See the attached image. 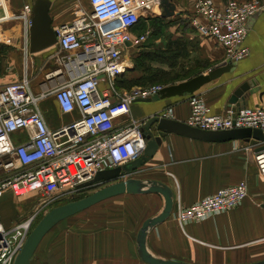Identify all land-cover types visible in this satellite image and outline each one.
Returning a JSON list of instances; mask_svg holds the SVG:
<instances>
[{
    "label": "crops",
    "instance_id": "1",
    "mask_svg": "<svg viewBox=\"0 0 264 264\" xmlns=\"http://www.w3.org/2000/svg\"><path fill=\"white\" fill-rule=\"evenodd\" d=\"M32 1L4 0V11L0 16L6 15L7 20L0 25V35L6 39V42L2 40L0 43L9 50L0 54V62L5 69L4 74L0 76V87L13 83H8L11 70L17 68L16 66L13 68L15 46L12 41L20 37L29 38L28 30L31 26L21 16L22 12H25V6L31 5ZM173 1L177 6L175 11L177 16L185 12L190 13L195 3V0ZM217 1L222 6L226 3V0ZM50 3L49 17L52 19L51 26L54 30L59 26L70 24L75 20V15L84 10L79 7L77 0H51ZM160 10L161 8L153 10L154 15L151 13L149 16L150 23L153 18L161 17ZM31 13H28L27 20L32 24ZM16 22L20 24L11 25ZM140 23L131 30L134 38L143 35L150 28V26L148 28L141 26ZM246 26L249 33L244 39L243 46L248 51V57L234 62L229 73L196 93L204 98L213 114L224 113L228 104V97L225 96L228 91H235L249 82H257L258 93L264 96V10L247 19ZM16 28H20L19 33ZM167 31L168 34L172 33L170 28ZM152 34L141 45L128 46L123 51L122 58L128 64L123 73V80L136 81L142 76V72L133 68L138 51L165 48L166 38L153 39ZM172 34L173 38L180 35L179 32ZM191 35L190 32H186L184 37L187 41L197 43V46L189 51L191 60H186V63L192 62L198 55V60L208 64L205 70L208 73L213 66L225 62L223 51L219 46L212 45L208 38L196 36V32L194 35L196 40ZM20 42L22 51L25 52L23 57L26 64L30 51L25 49L22 41ZM65 53L60 52L56 45L37 53L41 56L32 59V62H35L33 69L29 74L22 71L21 78L27 75L37 94L41 91V84L47 82L48 74L66 83L70 79L69 75L62 62L58 61L65 56ZM151 66L162 72H170L169 67L163 64L153 63ZM116 87L123 92L140 86L134 84L132 88L126 89L116 84ZM99 88L101 92L105 89L102 84ZM39 104L47 127L53 133L81 118L77 111L67 115L62 114L53 96L45 98ZM255 105L264 109V97L262 101L256 95L248 109L254 108ZM189 106V98L165 99L151 105L135 103L130 108L127 120L146 121L155 113L171 108L173 119L186 122L190 115ZM124 120L126 118L121 121ZM13 138L15 144L28 139L27 133L24 132L15 134ZM162 142L154 158L145 163L140 168V172L134 175L138 180H155L173 190V213L169 220L166 219L147 234L148 251L155 257L191 264H254L264 260V208L262 207L264 175H259L258 168L253 162L254 152L262 146V143L251 140V142L208 144L171 134L163 135ZM249 146L254 147L252 152L246 149ZM243 181L248 184L249 196L239 208L232 209L226 214L212 216L198 224H184V227L175 221L178 206L183 209L196 205L218 190L238 186ZM36 197L37 194L16 197L11 191L2 194L0 223L11 227L28 219L32 213L30 206ZM117 197L107 199L99 203L100 206L95 205L58 223L40 242L31 264H145L137 255L136 235L145 220L160 214L165 205L164 198L153 194L140 196L124 194ZM24 199H30L28 204L23 202ZM94 207L97 208L90 211ZM28 208L30 212L27 213Z\"/></svg>",
    "mask_w": 264,
    "mask_h": 264
},
{
    "label": "built area",
    "instance_id": "2",
    "mask_svg": "<svg viewBox=\"0 0 264 264\" xmlns=\"http://www.w3.org/2000/svg\"><path fill=\"white\" fill-rule=\"evenodd\" d=\"M87 1L90 11L78 12L70 24L55 29L56 46L60 52H66L58 61L64 65L69 81L65 83L48 74L38 94L27 75L0 87V196L8 191L16 197L37 194L33 201L35 209L28 219L10 228L0 223V264H14L42 211L57 201L70 202L87 189L84 184L93 180L97 172L111 171L139 159L146 148L140 129L143 122L127 120L130 108L138 99H151L165 87L155 84L122 92L116 87V80L128 67L122 58L126 43L139 46L152 34L148 29L134 38L131 30L143 15H154L153 10L161 8L159 2ZM3 5L4 0H0V14ZM24 9L21 17L31 26L27 15L32 6L26 5ZM260 10H264V2L259 0H228L224 6H217L215 0H195L188 16L189 26L198 36L216 41L223 47L227 61L234 63L248 57L243 46L249 33L246 22ZM4 20L6 15L0 16V25ZM28 41L26 37L25 47ZM100 84L105 88L102 92ZM49 96L54 97L62 114L77 111L81 118L57 132L50 131L39 106ZM189 99L186 124L221 132L260 129L264 137V109L235 110L226 106L224 113L218 115L210 111L200 95ZM158 116L173 119L172 109L161 111ZM23 132L28 139L15 144L14 135ZM246 149L252 152L254 147ZM253 162L259 175H264V149L254 152ZM248 196V184L243 181L218 190L196 205L183 209L178 206L175 221L183 227L187 223L198 224L239 208Z\"/></svg>",
    "mask_w": 264,
    "mask_h": 264
},
{
    "label": "water",
    "instance_id": "3",
    "mask_svg": "<svg viewBox=\"0 0 264 264\" xmlns=\"http://www.w3.org/2000/svg\"><path fill=\"white\" fill-rule=\"evenodd\" d=\"M161 7V18L171 19L176 16V5L173 0H157ZM48 0H33L31 20L32 25L29 27L28 34V48L30 54L40 53L48 48L51 49L57 43V33L52 28V19L49 17L51 8ZM127 46H131L126 43ZM231 62L225 61L220 65L210 68L208 73H202L198 76L189 78L179 84L163 88L161 92L153 96L151 99H138L137 103L141 104H156L165 99H183L193 97L198 91H201L209 83L220 79L221 76L229 73L232 67ZM258 83L249 82L240 86L235 91H228L225 95L228 97L227 106H233L235 110H240L249 107L250 103L256 95L263 101V94L258 93ZM254 108H259L255 105ZM141 129L142 137L145 140L146 148L143 150L139 159L131 161L120 167L114 169L97 172L93 180L84 184L83 187L100 186L98 191L85 196L83 199L71 200L65 204L50 209L43 215L40 220L30 231L29 238L26 239L24 247L15 258L14 264H31L34 253L40 246V242L50 232L53 227L66 219H70L74 215L84 212L107 199H112L120 195H159L164 198L165 205L162 211L155 218H149L142 224L141 230L136 235L137 255L145 264H191L183 263L181 261H174L155 257L148 251L146 237L147 234L157 225L164 222L172 215V207L174 205L173 190L167 185L152 180H138L134 175L139 173L140 168L154 158L157 150L162 146L163 135H176L191 139L193 141H203L209 143H228L234 141L251 142L255 140L262 143L259 150L264 149V137L260 129L241 128L233 130L221 131H207L198 127H192L185 122L176 119L160 118L157 113L143 122ZM264 208V204L262 205ZM253 264V263H246ZM254 264H264V260L258 261Z\"/></svg>",
    "mask_w": 264,
    "mask_h": 264
},
{
    "label": "trees",
    "instance_id": "4",
    "mask_svg": "<svg viewBox=\"0 0 264 264\" xmlns=\"http://www.w3.org/2000/svg\"><path fill=\"white\" fill-rule=\"evenodd\" d=\"M181 14L180 15L184 18L186 25L181 24L182 19L180 18L176 19V21H171L170 19L167 20L165 18H161L160 16L152 19L151 26L153 27V34L151 38H166L165 48H157L149 51H138L134 60L133 68L135 71L142 72V76L136 81L134 80L135 82H130L129 80H123L122 74V76L120 75L116 80V84L126 89L132 88L134 84L140 87H151V85L155 84L167 87L174 85L175 83L179 84L180 82H183L189 78L192 79V77L198 76L206 70L208 64H205V61L198 60L197 58L194 59L193 63L189 62L192 66L186 65V60H191V58L189 57V51H191V49H195L197 43H193L185 39V33L192 32V30H189L190 28L188 26V16L190 14L186 12ZM179 19L180 21L178 26ZM173 25H177V29H180L177 30V32H181L179 37L177 38H173V34H168L167 31L168 28ZM5 50L8 51L9 48L0 44V54ZM153 63L163 64V66L166 65L167 67H169L170 72H162V70L153 68L151 66V64ZM4 70L5 69L3 68V64L0 62V76L4 73ZM99 188L101 187L93 186L84 189V191H81L75 199H83L85 196H87V193H89V191H98Z\"/></svg>",
    "mask_w": 264,
    "mask_h": 264
},
{
    "label": "rangeland",
    "instance_id": "5",
    "mask_svg": "<svg viewBox=\"0 0 264 264\" xmlns=\"http://www.w3.org/2000/svg\"><path fill=\"white\" fill-rule=\"evenodd\" d=\"M48 1H51V0H48ZM179 1H182V0H179ZM232 1V0H231ZM234 1H237V2H239V3H244L245 1H238V0H234ZM249 1H252V0H247L246 2H249ZM259 1H263L264 2V0H259ZM219 1H217V0H215V3L217 4V6H218V3ZM222 2V1H221ZM228 2V0H226V3ZM245 2V3H246ZM226 3H224V4H226ZM77 4L79 5V7H81L82 9H84V10H87V11H90V6H89V4L87 3V0H77ZM87 4V5H86ZM222 6V5H221ZM192 12V11H191ZM190 12V13H191ZM189 13V14H190ZM75 17H76V15H75ZM75 17H74V19H75ZM178 18H180V19H182V22H181V24H183V25H186V22H185V20H184V18L181 16V15H176L174 18H172L171 19V21H176V19H178ZM180 19L178 20V26H179V21H180ZM150 21V18H149V16H147V15H143L142 16V19H141V23H140V25L141 26H144V27H147L148 28V26H150V30H152L153 29V27L151 26V23L149 22ZM18 24H20L19 22H16V23H13V24H11V25H18ZM188 26H189V24H188ZM170 29H172V33H174V34H176L177 33V30H180V29H177V25L175 26V25H173V26H171V27H169ZM189 28H190V26H189ZM188 28V29H189ZM8 29H10V27H8ZM18 31H17V33H19V29L20 28H16ZM189 30H192V32H190V34H192L191 36L195 39L196 37L194 36L195 35V32H194V30L192 29V28H190ZM153 31V30H152ZM176 31V32H175ZM171 33V34H172ZM181 32H179V34H180ZM199 35V33L197 32V35L196 36H198ZM158 38H160V37H158ZM200 41H201V39H200V37L198 38ZM1 40H3V42H6V39L4 38H2ZM23 40H25L26 41V38L24 37V38H19V39H16V40H13L12 42H13V44H14V49H15V52H14V57H13V59H14V65H13V68L16 66L17 68H15V69H12L11 70V75H9V77L10 78H8V83H10V82H14V81H17V80H19V79H21V76L23 75L22 74V71L24 72V73H26V74H29L30 73V71H31V69H33V65L35 64V62L33 63L32 62V59L33 58H36V59H38V58H40V56L41 55H36V54H34V55H32V54H29L28 55V58H27V61H26V64L24 63V57H23V53H25V52H23L22 51V44H21V42L20 41H22V43H23ZM196 40V39H195ZM25 41H24V43H23V45L25 46ZM213 41V42H212ZM158 42H159V39H158ZM211 43H212V45L214 44V45H216V46H219V48H221L222 49V51H223V58H224V61H227V55H225L224 54V50H223V47H221L219 44H217L216 43V41H214V40H211ZM1 44V43H0ZM26 50H28L29 48H28V45L26 46V48H25ZM28 53H29V51H28ZM197 56V59H199V57H198V55H196ZM23 57V58H22ZM194 62V60H192V62L191 63H193ZM191 63H186V65H188V66H192L191 65ZM9 73V74H10ZM178 73V72H177ZM202 73H207V71H205V72H202ZM4 74V73H3ZM34 90V89H33ZM36 91V90H35ZM52 106V104H50V107ZM141 122H144V121H141ZM95 191V190H94ZM94 191H89V193H87V195H89V194H91V193H93ZM76 198V197H75ZM118 198V197H117ZM124 198V197H123ZM124 199H126V198H124ZM76 200V199H75ZM30 201V199H28V200H26V199H24L23 200V202L24 203H27L28 204V202ZM106 202H109V201H106ZM65 203H67V201H57L56 203H53L50 207H48L47 209H45L44 211H42V213H40L39 214V216H38V219H37V221L35 222V224H33V226H32V228L40 221V220H42V218H43V215L44 214H46L50 209H52V208H56L57 206H60V205H62V204H65ZM100 206V205H99ZM98 206V207H99ZM31 209H32V211H33V209H35V206H34V203L32 202V204H31ZM29 207V208H30ZM28 208V209H29ZM97 207H94V208H92V209H90V211H93V210H95ZM28 212H30V209H29V211L27 210V213ZM89 213V212H88ZM32 230V229H31Z\"/></svg>",
    "mask_w": 264,
    "mask_h": 264
},
{
    "label": "bare ground",
    "instance_id": "6",
    "mask_svg": "<svg viewBox=\"0 0 264 264\" xmlns=\"http://www.w3.org/2000/svg\"><path fill=\"white\" fill-rule=\"evenodd\" d=\"M73 200H75V198L73 199ZM68 202V201H67ZM6 227V226H5ZM12 227V226H11ZM7 228H10V227H7Z\"/></svg>",
    "mask_w": 264,
    "mask_h": 264
}]
</instances>
